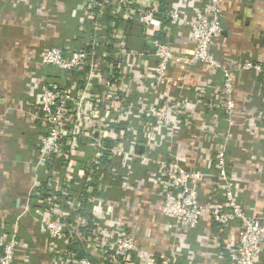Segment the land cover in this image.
Returning a JSON list of instances; mask_svg holds the SVG:
<instances>
[{
	"label": "built area",
	"instance_id": "obj_1",
	"mask_svg": "<svg viewBox=\"0 0 264 264\" xmlns=\"http://www.w3.org/2000/svg\"><path fill=\"white\" fill-rule=\"evenodd\" d=\"M41 4L45 7L43 2ZM162 4L166 9L159 15ZM83 6L84 16L90 20L87 26L81 27L88 32L96 33L105 28L101 18L109 8L113 9L111 15L120 12L136 15L145 33L146 50L142 55H151L155 63H143L142 69H132L127 64L126 39L112 27L111 37L93 35L76 49L42 48L39 66L57 68L65 75L64 82L47 83L37 90L35 73H29L21 113L24 112L27 121L38 122L42 127L36 167H55L60 158L67 157V150L81 154L85 145H90V166L101 157H106L114 166L115 158H119L117 167L129 170L126 179L120 183L121 194L116 200L104 197L103 191L116 186L108 180L109 176L114 177L117 169L109 175L102 169L87 170V164H81L78 172L68 169L66 183L55 181L58 185L53 186L54 195L70 187L72 172L77 173L74 175L82 181L89 199L83 209L81 203L75 206L71 201H63L64 207L49 201L41 208L38 221L49 235L48 252L53 263L158 264L162 255L139 246L137 236L127 227L126 214L117 208L119 203L129 207L123 191L131 190L134 207H139L143 202L142 195L152 186L134 175L138 164L132 162L139 157V164L147 169L149 182L159 188V212L173 223L176 233L195 228L204 217L221 227L237 222V241L222 254L228 256L231 264H258L264 222L255 213L245 211L236 196V177L228 170L231 166L226 149L228 133L219 138L208 171L184 165L189 157L180 151L178 138L179 131L184 129L199 143L217 136L215 129L204 121L207 117H199L196 109L203 112L208 108L217 109L229 128L237 126L249 130V119L256 113L241 109L237 92L242 90L245 73L257 76L264 86V63L261 60L236 62L232 57L217 55L215 46L223 31L221 0H83ZM39 12L46 21L47 13ZM162 17H165V23ZM180 26H186L190 32L192 47L186 55L176 53L170 39L175 33L173 28ZM111 42H117L118 50L114 51L110 46L104 51ZM131 55L135 57L137 53L131 52ZM186 63L199 64L206 70L201 85L195 87L197 102L194 107L185 96H172L168 90L172 86L180 87V79L175 76L177 72L186 73L183 69ZM126 73H129L128 79L124 78ZM214 73L221 76L215 93L210 88ZM260 115L264 119V109ZM133 120L138 121V127L130 126ZM117 125H120L119 129H116ZM127 132L135 134L132 139L126 137ZM140 138L144 140L146 150L143 155L137 151ZM162 145L169 149L165 155L156 152ZM152 152L155 153L151 155ZM209 181L222 193V207L201 201L200 188ZM95 182L97 185L91 186ZM153 195L150 191L147 198L151 199ZM27 210L28 207L22 215L27 214ZM68 233L75 241H81L80 247L85 248L89 258L68 248L65 238ZM176 241L182 245L180 238ZM19 243L14 232L9 237H0V264H14Z\"/></svg>",
	"mask_w": 264,
	"mask_h": 264
},
{
	"label": "crops",
	"instance_id": "obj_2",
	"mask_svg": "<svg viewBox=\"0 0 264 264\" xmlns=\"http://www.w3.org/2000/svg\"><path fill=\"white\" fill-rule=\"evenodd\" d=\"M82 2L83 0H0V237H9L13 232L19 237L14 264H54L48 252L49 235L38 221L39 212L49 201L63 207L64 199L67 203L71 201L75 206L80 205L81 202L76 200L77 196L71 191L74 188L79 191L82 189V181L74 175L77 173L71 171L70 187H65L64 191H58L54 195L53 186L58 185L55 181L66 183L68 169L78 172L81 159L87 154L91 155V146L85 145V151L81 154H72L67 150V157L60 158L54 169L49 166L45 169L36 167L42 127L38 122L27 121L24 112L21 113L27 77L30 72L35 73L37 90L47 83H61L65 79V75L57 68L39 66L42 48H77L86 44L93 35L111 37V28L116 27L126 39L127 64L132 69H142L143 63H155L151 55H142L146 50L145 33L136 15L123 14L124 12L111 15L113 9L109 8L101 18L105 28L96 33L88 32L81 27V21L85 22ZM221 6L223 31L215 46L217 55L232 57L236 62L261 60L264 63V0H221ZM39 11L47 13L46 21L40 17ZM84 25L87 26V21ZM173 29L175 33L170 39L175 52L188 54L192 47L189 29L186 26ZM117 45V42H111L103 50L108 51L110 46H113L112 50H118ZM131 52L137 55L133 57ZM183 69L186 73L177 72L175 76L180 79L178 85L181 88L172 86L168 90L172 96H185L193 106L197 102L195 87L201 85L206 70L199 64L188 63ZM124 78L128 79L129 73ZM220 82L221 76L214 73L210 87L213 88V93ZM237 97L238 105L244 112L256 113V116L249 119V130L237 126L229 128L217 109L208 108L205 112L196 109L199 117H207L204 121L215 129L217 136L199 143L185 129L180 130V151L189 157L184 161L187 168L196 166L202 171L211 170L219 138L228 133L226 149L231 161L228 170L236 177V196L245 211L255 213L264 222V119L260 115L264 109V86L257 76L245 73L242 75V90L237 92ZM195 118L197 125H200L198 117ZM190 120L193 121L192 117ZM131 125L138 127L139 124L137 120H133ZM134 135L126 133L129 140ZM137 143L141 146L137 148L138 154L146 153L144 140L140 138ZM168 150L167 145H162L156 152L165 155ZM134 160L132 163L138 164L141 169L137 177L152 186L142 195L143 202L139 207H134L133 192L123 191L129 200V207L125 203H119L117 208L126 214L127 227L137 236L139 246L161 254L158 264H231L222 251L227 252L236 243L237 222L221 227L204 217L195 228L178 230L176 233L173 223L159 212V188L153 187L149 182L147 169L139 164L140 158L135 157ZM119 164L120 159L115 158L114 165ZM128 172L126 167L125 175L128 176ZM120 174L118 166V173H114L117 185L103 191L104 197L116 200L121 194V178H116ZM34 184L38 186L35 188ZM150 191L154 195L148 199ZM58 195H63L64 199L58 202ZM200 198L202 202L215 207H222L224 202L222 193L211 181L202 184ZM26 207L28 213L22 215ZM179 238L181 246L176 241ZM73 247L76 248V245ZM258 264H264V236Z\"/></svg>",
	"mask_w": 264,
	"mask_h": 264
},
{
	"label": "trees",
	"instance_id": "obj_3",
	"mask_svg": "<svg viewBox=\"0 0 264 264\" xmlns=\"http://www.w3.org/2000/svg\"><path fill=\"white\" fill-rule=\"evenodd\" d=\"M164 9H166L165 7H164V5L162 4L161 5V8H160V10H159V15L161 14H163L164 13ZM165 17H162V20L164 19ZM163 22L165 23V21L163 20ZM89 32H91V31H89ZM67 48H72V49H76V48H73V46H71V47H67ZM136 95H138V94H136ZM134 99H135V93H134ZM130 101H132V99H129V102ZM119 127H120V125L118 126L117 125V127H116V129H119ZM141 146H139L138 147V149L140 148ZM137 149V150H138ZM88 160V161H87ZM90 155H86V157L84 158V159H81V164L83 165V166H86V164H87V170L90 168V169H92V170H94L95 171V169L97 170V169H102V171L106 174H109V175H111L112 174V170H114V169H117V171L115 172V174L116 173H118V167L117 166H113V165H111V163H108V161L106 160V157H101L100 159H99V161L98 162H94V163H91V166H90ZM110 164V165H109ZM90 166V167H89ZM49 167H50V169H54V167L52 166V165H49ZM120 167V166H119ZM120 169H121V174L120 175H117L116 176V178H118L119 176H120V178H121V181H120V183L121 182H123L124 180H123V178L125 177V176H127V175H125V168H121L120 167ZM139 172H141V169L138 167V165H136V171H135V176H138V174H140ZM105 176V175H104ZM115 177V176H114ZM113 176H109V180L108 181H110V182H114L115 181V178H114ZM132 179H134V178H132ZM94 181H96V180H93V182ZM96 182H98V181H96ZM92 183L91 184V186H96L97 185V183ZM114 184H116L117 185V183H115L114 182ZM43 190V189H42ZM42 190H41V193H42ZM111 190H114V189H111ZM46 191V190H45ZM73 193H75L76 195L75 196H77V198H76V200L77 201H79V202H81V204L83 205L82 206V209L84 208V205H86L87 204V201H88V199H89V196L86 194V189H84V188H82L81 190H80V192H79V190L78 189H76V188H74L73 190H71ZM95 191V190H94ZM69 193H70V191H69ZM62 194V193H61ZM94 195H96V193L94 192L93 193ZM94 195H92V196H94ZM59 200H57L58 202L60 201V200H63L64 199V197H63V195H61V197H59V195H58V197H57ZM63 201H65V199L63 200ZM82 209H81V211H82ZM84 212V211H83ZM89 218V217H88ZM84 235H86V232H84ZM87 236V235H86ZM17 238H19L18 236H17ZM65 238H66V240H67V245H68V248L70 249V250H75L77 253H78V255L79 256H83V257H88L89 258V256H88V254H87V251L85 250V248L83 247H80L81 246V241L80 240H77V241H75L74 240V237H73V235H71L70 233H68V234H66V236H65ZM73 245H76V248H74L73 247Z\"/></svg>",
	"mask_w": 264,
	"mask_h": 264
},
{
	"label": "rangeland",
	"instance_id": "obj_4",
	"mask_svg": "<svg viewBox=\"0 0 264 264\" xmlns=\"http://www.w3.org/2000/svg\"><path fill=\"white\" fill-rule=\"evenodd\" d=\"M82 3H83V2H82ZM83 20H84L85 22L87 21V23H88L90 19H88L87 17H85V18H83ZM81 22H82V23H81V24H82L81 26H85V25H84L85 22H83V21H81ZM40 138H41V137H40ZM40 138H39V139H40ZM40 142H41V139L38 141V149H39V147H40Z\"/></svg>",
	"mask_w": 264,
	"mask_h": 264
}]
</instances>
